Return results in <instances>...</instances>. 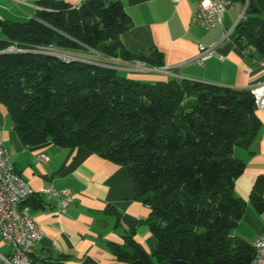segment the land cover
Returning <instances> with one entry per match:
<instances>
[{"label": "trees", "instance_id": "trees-1", "mask_svg": "<svg viewBox=\"0 0 264 264\" xmlns=\"http://www.w3.org/2000/svg\"><path fill=\"white\" fill-rule=\"evenodd\" d=\"M236 1L248 2L250 17L238 23L234 41L264 59V0ZM40 5L29 22L2 25L0 104L24 145L50 138L128 170L136 199L150 209L145 223L157 246L148 253L134 226L125 236L130 250L112 248L115 264H252V244L232 234L246 209L235 194L245 164L233 152L251 147L262 127L251 91L189 80L150 83L133 72L33 52L94 51L165 66L162 54L133 55L125 47L121 37L132 22L119 0H86L79 9L53 0ZM12 46L20 51H8ZM250 198L264 213V182Z\"/></svg>", "mask_w": 264, "mask_h": 264}, {"label": "crops", "instance_id": "crops-1", "mask_svg": "<svg viewBox=\"0 0 264 264\" xmlns=\"http://www.w3.org/2000/svg\"><path fill=\"white\" fill-rule=\"evenodd\" d=\"M46 1L51 0H0V39H5L3 24L29 22ZM53 1L74 8L86 0ZM119 1L132 22L121 37L125 47L133 55L162 54L165 63L160 69L147 67V72L132 74V78L150 83L189 80L233 90H250L264 82V70L257 62L261 57L240 49L233 38L235 29L224 39L225 31L237 23L233 14L242 7L240 3L228 11L223 23L206 30L192 22L197 0L177 4L172 0ZM206 49H213L214 54L199 64L197 58ZM256 114L262 124L257 139L251 147H235L233 152L245 164L235 183V194L246 202V209L232 234L249 244L264 234V213L255 209L250 198L256 185L264 182V111L257 110ZM0 141L16 172L34 191L27 207L44 234L31 257L34 264H115L112 248L129 251L125 236L134 226L135 241L150 254L155 250L157 240L145 223L150 209L136 199L126 168L85 148H61L50 138L39 137L35 144L24 145L2 104ZM40 154L49 161H40ZM46 189L69 190L76 199L62 214L59 198L44 194ZM0 252L11 253L1 237Z\"/></svg>", "mask_w": 264, "mask_h": 264}, {"label": "built area", "instance_id": "built-area-1", "mask_svg": "<svg viewBox=\"0 0 264 264\" xmlns=\"http://www.w3.org/2000/svg\"><path fill=\"white\" fill-rule=\"evenodd\" d=\"M179 3L181 0H172ZM198 4L192 17V22L200 24L206 30L214 29L218 24L223 23L229 10L234 9L233 6H226L225 0H197ZM81 5L74 8L79 9ZM248 3L240 14L237 23L230 29L225 31L224 39L229 38L242 17L246 14ZM8 51H20L12 46ZM43 51L44 54L55 57H66L69 59L86 58L94 60L96 64L101 66L112 67L133 73H144L148 71L145 64L141 62L127 63L117 59L111 61L120 62V68L113 65L105 64L107 58L97 55L94 51L86 53H74L67 51H58L53 48H39L33 50ZM214 54L213 49L203 50L197 58L199 64ZM257 62L264 70V59L259 58ZM254 96L257 110L264 111V82L250 88ZM42 162L49 161L45 154L38 156ZM44 194H51L59 198V212L65 213L67 209L74 203L76 197L69 190L56 192L53 189H46ZM34 195V191L29 184L21 178L16 172L10 157L0 141V237L5 247L11 250V253L5 255L0 252V264H34L31 255L19 254L16 250L17 242H26L31 244L35 251L43 238V231L27 206H23V202ZM253 247H260V257L257 264H264V234L261 235L253 244Z\"/></svg>", "mask_w": 264, "mask_h": 264}, {"label": "bare ground", "instance_id": "bare-ground-1", "mask_svg": "<svg viewBox=\"0 0 264 264\" xmlns=\"http://www.w3.org/2000/svg\"><path fill=\"white\" fill-rule=\"evenodd\" d=\"M225 3H226V6H233V0H225ZM238 6H239V4L234 2V7L237 8ZM35 52H38V51H35ZM57 58L62 59L66 63H71V62L77 61V62H83V63H87V64H93V65L101 66V64H96L94 60L86 59V58H78V59H69L66 57H57ZM253 248L256 251V256H255V259L252 262V264H257V261L260 257V247H253ZM16 250L19 251V254L31 255V257L34 253L32 245L27 244L26 242H17L16 243Z\"/></svg>", "mask_w": 264, "mask_h": 264}, {"label": "rangeland", "instance_id": "rangeland-1", "mask_svg": "<svg viewBox=\"0 0 264 264\" xmlns=\"http://www.w3.org/2000/svg\"><path fill=\"white\" fill-rule=\"evenodd\" d=\"M236 2H237V1H236ZM237 3H239V2H237ZM242 12H243V8H242V7H238V8L236 9V11L234 12V14H233V18L236 19V20H238L240 14H242ZM249 17H250V15H249V14H246V15H244V17L242 18V20L245 19V18H249ZM97 55H99V54H97ZM105 64L113 65V66H117V67H119V68L121 67V66H120V62L111 61L110 59H106ZM119 72H123V71H119ZM124 74H125V75H130V74L127 73V72H126V73L124 72Z\"/></svg>", "mask_w": 264, "mask_h": 264}, {"label": "water", "instance_id": "water-1", "mask_svg": "<svg viewBox=\"0 0 264 264\" xmlns=\"http://www.w3.org/2000/svg\"><path fill=\"white\" fill-rule=\"evenodd\" d=\"M110 68H112V67H110Z\"/></svg>", "mask_w": 264, "mask_h": 264}]
</instances>
